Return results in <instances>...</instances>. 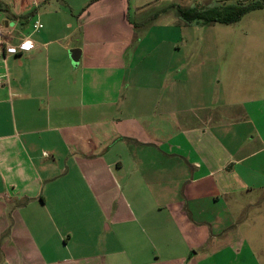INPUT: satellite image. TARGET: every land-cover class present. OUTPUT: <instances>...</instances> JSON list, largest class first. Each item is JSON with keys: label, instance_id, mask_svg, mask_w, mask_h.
<instances>
[{"label": "crops", "instance_id": "0c3cea01", "mask_svg": "<svg viewBox=\"0 0 264 264\" xmlns=\"http://www.w3.org/2000/svg\"><path fill=\"white\" fill-rule=\"evenodd\" d=\"M152 1L76 15L69 0H0V236L16 264H264L247 237L264 231V98L221 95L201 35L190 52L138 37L131 9Z\"/></svg>", "mask_w": 264, "mask_h": 264}, {"label": "rangeland", "instance_id": "374dc122", "mask_svg": "<svg viewBox=\"0 0 264 264\" xmlns=\"http://www.w3.org/2000/svg\"><path fill=\"white\" fill-rule=\"evenodd\" d=\"M86 1L69 0L70 6L76 12V15L80 12L83 14L86 12H83L87 6ZM254 1L258 0H153L144 7H133L131 9V16L137 19L136 21L139 25L137 30L138 37L142 38L144 34L150 33L148 38L149 42L155 39L158 33H166L170 34V37L174 39L172 42L173 46H179L178 48L182 47L181 49L183 51L190 52L198 50V47L194 45L196 43L195 36H203L199 50L205 51L204 49H213L211 56L216 58L219 65L218 74L220 75L217 84L219 85L220 94L226 95L227 90H229L228 94L231 95L232 93L233 99L236 100L246 99V96L249 94L254 95L256 98H264V8L250 11L240 21L228 25L220 23L205 24L204 21L200 20H195L193 23L186 25L182 24L181 26L169 24L176 17L179 18L177 6L200 11L213 8L224 11L228 5H239V3L248 5ZM83 2L85 4H82ZM167 3L171 4L172 10H169L170 8H168ZM41 7L44 9L47 8H45V5ZM164 9L170 12L160 19H157ZM146 20H149L151 24H148L145 28ZM180 34L182 35L180 36ZM177 35L183 41L174 38ZM194 55L189 54V60ZM200 56L201 53L198 54L197 61L201 59ZM230 84L232 85L231 87L229 86ZM233 88L235 89V93L232 92ZM256 196H259V194ZM38 204L40 205V203ZM262 208L264 209V207ZM262 208L256 207L252 210L247 209L246 211L254 213L255 210H262ZM78 211L79 207L77 209ZM44 217V219L39 220L40 227L51 241L52 224L45 214ZM6 218L7 220L9 219L8 215ZM74 221L76 222L75 228L84 222L78 215L74 217ZM9 229L3 234V237L0 236V264H16L19 261L21 263V259L17 260V246L12 248L10 252L8 251V238H4V236H9ZM32 230L36 233L35 227ZM247 237L248 241L254 247L255 252L264 260V231L249 233ZM38 244L40 251L48 259L47 261H52L55 258L53 256L54 250L44 248L43 242H39ZM10 253L12 254L9 255ZM28 253L33 255V250ZM24 255L26 256V251ZM24 264H28V262L24 261Z\"/></svg>", "mask_w": 264, "mask_h": 264}, {"label": "trees", "instance_id": "16d2710c", "mask_svg": "<svg viewBox=\"0 0 264 264\" xmlns=\"http://www.w3.org/2000/svg\"><path fill=\"white\" fill-rule=\"evenodd\" d=\"M262 8H264V0L254 1L248 5H243L242 3H239V5H228L224 11L218 10V8L200 11L177 6L179 15L189 22L201 20L207 24L220 23L224 25L238 22L248 12ZM0 11L4 12L5 10L0 8Z\"/></svg>", "mask_w": 264, "mask_h": 264}, {"label": "built area", "instance_id": "2783aa9c", "mask_svg": "<svg viewBox=\"0 0 264 264\" xmlns=\"http://www.w3.org/2000/svg\"><path fill=\"white\" fill-rule=\"evenodd\" d=\"M43 28V25L40 21H36L33 24V31H38L40 29ZM6 33H5V27L0 24V44L4 45L5 43V37H6ZM34 48V41L31 39V37H25L22 42L20 43V45L18 46V50L21 51H30L31 49Z\"/></svg>", "mask_w": 264, "mask_h": 264}, {"label": "water", "instance_id": "95a60500", "mask_svg": "<svg viewBox=\"0 0 264 264\" xmlns=\"http://www.w3.org/2000/svg\"><path fill=\"white\" fill-rule=\"evenodd\" d=\"M71 58H72V62H74V64L77 65V63L79 62L80 59V51L79 50H72L71 51Z\"/></svg>", "mask_w": 264, "mask_h": 264}]
</instances>
